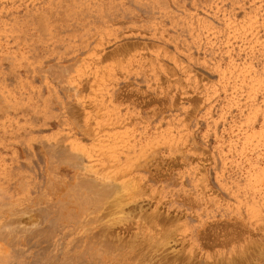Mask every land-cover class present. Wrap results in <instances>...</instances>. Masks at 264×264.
<instances>
[{
    "label": "rangeland",
    "instance_id": "374dc122",
    "mask_svg": "<svg viewBox=\"0 0 264 264\" xmlns=\"http://www.w3.org/2000/svg\"><path fill=\"white\" fill-rule=\"evenodd\" d=\"M0 264H264V0H0Z\"/></svg>",
    "mask_w": 264,
    "mask_h": 264
},
{
    "label": "bare ground",
    "instance_id": "6f19581e",
    "mask_svg": "<svg viewBox=\"0 0 264 264\" xmlns=\"http://www.w3.org/2000/svg\"><path fill=\"white\" fill-rule=\"evenodd\" d=\"M225 18H226V17H225ZM249 68H250V67H249ZM135 103H136V102H135ZM83 168H84V167H83ZM87 180H88V179H87ZM88 181H89V180H88ZM85 185H86V184H85ZM88 186H89V185H88ZM87 188H88V187H87ZM76 189H77V188H76ZM78 189H79V188H78ZM88 189L94 190L95 188H93V185L90 184V186H89ZM100 189H102V187H101ZM86 190H87V189H86ZM97 190H98V189H97ZM97 190H96V189L94 190V194H95V195H97L96 192H99V193H100V196L103 195V197H104V195H106V194H102V195H101V193L103 192V190H101L102 192L97 191ZM104 190H105V189H104ZM87 191H88V190H87ZM89 191H90V190H89ZM89 191H88V192H89ZM95 191H96V192H95ZM92 192H93V191H92ZM92 192H91V193H92ZM104 192H106V191H104ZM91 193H90V194H91ZM106 193H107V192H106ZM65 194H66V193H65ZM87 194H88V193H87ZM88 195H89V194H88ZM84 196H85V195H83L82 197L84 198ZM100 196H99V197H100ZM86 197H87V195L85 196V198H86ZM88 197H89V196H88ZM90 197H91V196H90ZM68 198H69V197H68ZM97 198H98V196L95 197V200H96ZM106 198H107V197H106ZM118 198H119V197H118ZM92 199H93V198H92ZM92 199H91V202L93 203V202H94V199H93V201H92ZM119 200H120V199H119ZM119 200L116 198V201H115V202L118 204V205H117L118 207H119V205H120V204H119L120 201H122V200H120V201H119ZM100 201H101V200H100ZM117 201H118L119 203H118ZM97 202H98V201H97ZM116 203H114L115 206H116ZM74 204H75V203H74ZM75 205H76V204H75ZM51 206H52V205H51ZM54 207H55V206H54ZM56 209H57V208H56ZM62 209H63V208H62ZM80 209H81V207H80ZM121 210H122V209H121ZM114 211H115V210H114ZM109 212H110V211H109ZM67 213H68V212H67ZM141 214H142V213H141ZM116 215H117V214H116ZM123 220H124V219H123ZM116 221H117V220H116ZM101 232H102V231H101ZM53 233H54V232H53ZM98 236H99L98 238H100V235H98ZM101 237H104V238H105V236H102V235H101ZM108 237H109V236H108ZM100 239H101V238H100ZM100 239H99V241H100L101 243L104 242L103 239H102V241H101ZM108 239L111 241L110 238H108ZM92 240H93V239H92ZM106 240H107V238H106ZM106 240H105V241H106ZM94 241H95V240H94ZM110 241H108V242H110ZM98 243H99V242H98ZM101 243H100V244H101ZM110 243H111V242H110ZM114 243H115V240H114ZM114 243H113V244H114ZM102 246H103V245H102ZM151 256H152V255H151Z\"/></svg>",
    "mask_w": 264,
    "mask_h": 264
}]
</instances>
